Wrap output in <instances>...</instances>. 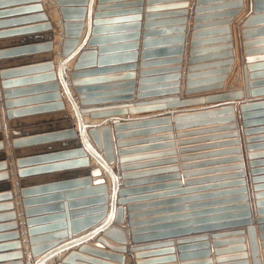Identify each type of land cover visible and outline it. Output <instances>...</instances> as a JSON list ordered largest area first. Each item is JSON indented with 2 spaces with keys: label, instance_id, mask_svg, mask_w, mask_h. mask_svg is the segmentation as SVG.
Instances as JSON below:
<instances>
[{
  "label": "crops",
  "instance_id": "obj_1",
  "mask_svg": "<svg viewBox=\"0 0 264 264\" xmlns=\"http://www.w3.org/2000/svg\"><path fill=\"white\" fill-rule=\"evenodd\" d=\"M62 3H74L79 4L83 0H62ZM87 1V0H86ZM148 1H153L148 3ZM229 1V0H228ZM242 10L232 16L230 21V34L233 47V62L230 65L225 64H212L210 62H221L228 58L213 57V58H201L198 60L195 67L190 73L193 74L192 80H198L201 78H212L224 74L226 78L221 81L220 87L206 89L211 85L217 83H206L199 87L205 88L190 93H186L185 82L187 80L188 66H189V45L190 34L192 31V16L193 6L195 0H188V19L185 25V37H184V49L180 55L181 60L179 63L173 61H167L168 59L175 58L177 56H152L147 58L145 62H149L145 67L141 68V50L143 40V24L144 16L146 15V8L148 6H159L161 4L171 3L170 0H105L101 3L103 8L98 12H102L101 19H111L115 17L125 16L127 14L138 15L141 18L139 20L140 27L139 37L137 39L131 38L121 40L116 43H130L137 42L138 46L135 50H126L119 52L106 53V56H126L122 60H116L107 64L101 65V68H106L103 71L95 72L90 77H97L98 81H95L91 85L98 86L95 91L97 94H101L99 102L90 103L86 105H80L78 95L74 92L71 86V70L72 65L76 60V57L81 49H86L87 36L89 35V29L91 28V22L94 14L97 12L98 0H88L87 13L84 16V25L81 35L74 49L65 58L61 57V43L63 39L62 29V14L60 12V2L56 0H0V185L8 184V187L0 188V205L11 204L10 208H0V216L6 214H14L10 217H0V225L14 223L16 224L12 228H4L0 230V244H7L9 242H19L20 245L14 251L6 249L0 251L1 254L9 252H21L19 257L16 258H2L0 264H14L22 262V264H28L42 258V262L39 264H58L63 259L68 258V254H81L89 258H96L105 262L119 264V259H115L112 255L122 258L121 264H136L141 260H156L157 258H164L173 256V264H239L244 259L233 256L237 253H216L215 248H225L231 245V243L223 242L219 245H214V240H224L227 238H233L235 236H223L213 237L214 234H220L230 232L239 229H246L245 225L227 226L222 228H210L200 229V226L206 225V222H192L193 220H203L207 217H215L221 214L239 212L236 209H225L231 206H236L243 202L249 203L250 218L252 224L256 228L257 236L259 237L258 230V213L256 207V199L254 194L256 192H264V188L260 191H254L252 175L250 173L249 166V152H261L264 151V123L257 126L244 128L240 117V102L245 100H259L264 99V94L252 95L246 93L245 78L243 72V65L245 58L252 57V61L260 62L264 60V49L259 52L253 53L249 56H244L242 52V39L239 29L241 21L246 14L251 11V0H242ZM141 2L140 4H136ZM222 2H227L222 1ZM150 4V5H149ZM152 7V8H155ZM140 8V11L136 10ZM125 10H131L125 12ZM154 9L152 12H156ZM45 14L47 17L41 18L39 15ZM51 23V29L45 27H39L46 23ZM110 24H118V22H110ZM214 28V27H212ZM205 30V29H202ZM50 34V37L46 36ZM45 36V37H44ZM218 36V35H212ZM50 38V39H49ZM264 37H256L254 39H260ZM218 42V41H217ZM50 43V48L42 47ZM222 44V43H214ZM213 44L202 45L209 46ZM254 47L264 48V42L257 43ZM96 48V47H89ZM135 52V58L131 57ZM131 54V56H130ZM50 55V56H47ZM52 62L54 64L53 69L35 67L43 66ZM205 64V65H204ZM209 64V65H208ZM179 66L180 69L176 72L149 74L148 77H155L168 74H179L178 80L169 81H156L155 83H145V85H139V72L142 70L151 71L160 68ZM228 66L229 71L225 73L217 72ZM132 74V76H131ZM60 77V84H58L57 91L61 94V100L64 104V108L61 110L49 107L53 104V97L50 95L54 92L52 88L48 87L54 81H57V77ZM248 82L254 79L264 78V69H256L255 71H247ZM103 78V79H101ZM106 78V79H104ZM55 79V80H54ZM177 81L178 86L172 87L169 85L172 82ZM124 82H132V88L134 91L131 93L132 98L127 99L126 94L114 93L119 92L122 88H129L120 86ZM214 82V81H212ZM215 86V85H214ZM63 87L67 89L71 99L75 103V110L71 107V104L67 100ZM147 88L143 94L144 96L138 97V88ZM264 87V86H263ZM195 88V87H194ZM251 90V87H247ZM242 91L240 97L218 99L212 101H203L189 104H179L175 106H168L167 102L165 106L158 109H150L143 112H125L118 114H105L102 116L91 117L89 112L82 113L80 108H97L100 111H112L121 108L128 110L129 106H136L137 103L151 102L160 99H169L178 97L180 100L185 98H195L210 94H220L222 92H236ZM127 106V107H122ZM232 106L234 108V116L236 124L235 129H222L218 131H210L214 126L227 125L230 122L226 119H221V116L206 117L193 120H187L183 122H177L174 117L184 114H191L206 110H215L218 108H224ZM119 107V108H117ZM211 108V109H207ZM63 111L68 112V119L63 115H60ZM162 115V116H161ZM222 115L223 116H228ZM77 116H79L77 118ZM159 116L169 120L164 123L156 124H140L138 126H127V128L114 130V120H119L120 124L129 123L134 119H142L147 117ZM67 120L72 123V129L77 131L78 120L82 123V138L81 141H85L87 145L94 149V145L88 134V127L102 124H109L111 127V135L114 140L116 133L125 134L122 139L119 140H138L139 138H152L151 140L158 139L159 136L172 133V139H158L154 141H148L147 143L135 144L128 147H136L142 145H148L149 148L144 151H138L129 155H137L136 160L130 161L126 164H135L136 168L125 172H143V170H158L157 168H170L168 170H162L161 172L151 171L146 175H137L134 180H144L134 182L135 184L127 187L130 189L144 188L137 191L130 192L128 196L123 198L136 199L120 205L123 208L122 211V223H118L115 219L114 212L111 210V182L108 174L101 170L99 178L104 179V182L108 188V211L106 215L97 221L94 225L87 229L77 233L76 235H70V232L64 234V236H53L62 230L66 231V228L57 227V224L65 222L63 219L53 220H41L33 221L27 224V220H33V218H39L43 216H50L56 214L52 209H43L37 211V214L29 215L28 217L25 210H31L33 208H46L53 204L52 200L42 201H30L24 203V200H34L41 196L48 195L49 189L38 192L23 193L24 190L31 188H42L50 186L55 183L66 182L74 179L75 176H79L77 171L81 170L80 167L73 164L59 165L63 162H70L78 156L76 153L80 148L60 147L58 144L61 142H67L71 139H65L62 132L68 130L66 125H62ZM177 126L179 127L178 129ZM206 128V129H205ZM255 128V129H254ZM262 128V129H260ZM170 129V130H166ZM204 130L207 132H201ZM250 130V131H246ZM181 132L183 136L178 137L177 134ZM201 132V133H200ZM230 132H236V135H232ZM192 133V134H191ZM188 134V135H187ZM232 135V136H229ZM157 136V137H155ZM215 137V138H214ZM219 137V138H216ZM213 138V139H212ZM254 139L251 144H257L256 148L252 151H248L247 139ZM208 139V140H203ZM179 140L185 141L184 144L179 145ZM203 140V141H200ZM236 140L237 143L231 142ZM173 142L174 145L160 147L163 144L168 145L165 142ZM195 141V142H191ZM181 142V141H180ZM218 142V143H217ZM230 142V143H228ZM183 143V142H182ZM212 146L211 144H218L221 146L202 148L201 146ZM237 148V152H233ZM180 149L185 150L180 153ZM197 149V150H195ZM95 150V149H94ZM167 150H175V153ZM222 150V151H217ZM229 150V151H227ZM224 151V152H223ZM162 152H169L162 153ZM207 152H222V154L216 155L209 154ZM74 153V154H69ZM145 154V155H139ZM209 154L211 156L207 157ZM124 155V156H129ZM213 155V156H212ZM235 156H239L237 160ZM89 157V156H88ZM145 157L143 159H139ZM185 157L182 161L181 158ZM263 162L260 168H264V155L260 156ZM145 162V163H141ZM199 162V163H195ZM140 164L149 165L146 167H140ZM183 164H187V168H182ZM238 164L242 167L239 168ZM96 162L89 158L90 170L96 167ZM119 164H113L114 170L118 169ZM176 167V168H174ZM28 170V172L18 173V171ZM32 170V171H29ZM186 172V173H185ZM238 172H242L243 176L238 175ZM118 172L117 177L120 179ZM187 175V176H184ZM97 177V178H98ZM258 177L264 178V172ZM79 178V177H75ZM146 178V179H145ZM94 177H92V180ZM244 179L245 187L247 188V201L232 200L231 198L240 196V193H223L210 196H199L186 198L187 196H196L197 194H203L207 192L229 190L237 188L243 185H228L223 187H214L223 184H231L237 182V180ZM178 182V183H177ZM119 184H122L120 179ZM264 184V180L263 183ZM119 188H123L120 185ZM61 193L68 190L67 187L59 188ZM136 190V189H135ZM185 190V191H182ZM129 199V200H130ZM62 202V201H59ZM135 204L134 217L130 219L127 206ZM86 205L77 206L75 209H84ZM116 206H119L116 203ZM242 211V210H241ZM64 213V210L62 211ZM130 220H134L135 225L131 227ZM174 222H187L176 226L169 231L176 232L178 230H185L177 234H163L157 238L151 237L148 240L134 242L130 233L132 228H150L158 224H173ZM108 224L119 225L126 235L125 251L117 252L110 250L97 242L98 237L104 238L107 242L115 246H122L121 244L106 238L103 235V229ZM261 224V223H260ZM264 224V223H263ZM32 228H45L37 232L36 236L52 235L50 238L42 239L41 243H48L46 247L38 256L34 257L30 253L29 240L32 235L29 233V229ZM160 230V229H158ZM158 230H151L152 233L162 232ZM149 232V231H146ZM145 234H150L146 233ZM246 235V234H244ZM198 236H206V240L196 241L193 238ZM179 240H184L183 243H178ZM166 242H172L171 245H165ZM207 242V246H201V244ZM258 238L260 259L264 264V247L260 244ZM248 246L247 240L245 243ZM153 246V247H152ZM156 246V247H154ZM185 246L183 250H179L178 247ZM137 248L131 250V248ZM165 248H173V252H163L153 254L150 252H158L153 250H162ZM105 251L109 255L99 253ZM208 251L207 254H197L199 252ZM137 252H148L147 255L135 258ZM193 254L188 255L186 258H180L181 254ZM249 264H251L250 252L247 249ZM223 258V259H221ZM220 259V260H218ZM210 260V262H208ZM65 264H95L90 261L74 256L72 259H67ZM152 264H172L171 261H164Z\"/></svg>",
  "mask_w": 264,
  "mask_h": 264
},
{
  "label": "water",
  "instance_id": "obj_2",
  "mask_svg": "<svg viewBox=\"0 0 264 264\" xmlns=\"http://www.w3.org/2000/svg\"><path fill=\"white\" fill-rule=\"evenodd\" d=\"M57 2H60V12L62 14V29H63V39L61 43V57L65 58L69 55V53L74 49L75 45L77 44L79 37L82 32V28L84 25V16L87 13V3L88 0H83L79 4L74 3H62L64 1L62 0H56ZM68 1V0H66ZM105 0H98V6H97V12L93 16V20L91 22V28L89 29V35L87 36V45L86 49H81L78 53L75 62L72 65V70L70 74L71 78V86L73 87L74 92L78 95V100L80 105H86L90 103H96L99 102L101 94H97L95 91L98 89V86L91 85L95 81H98L97 77L93 78H85L90 77L95 74V72L103 71L106 68H101V65L107 64L112 61L116 60H122L126 56H122V54H118V56H106V53L110 52H119V51H126V50H135L138 46L137 42H128V43H116L121 40L126 39H137L139 37V27H140V14L138 15H131L127 14L125 16L115 17L111 19H101L100 16L104 15L100 11L103 6L101 3ZM225 0H195L194 6H193V12L191 13L192 16V31L190 34V47L188 51V74H187V80L185 82V92L190 93L198 90H203L205 88L199 87L200 85H205L206 83H217L214 85H211L210 87L206 89H211L215 87L221 86V81H223L226 76L224 74L220 76H215L212 78H201L198 80H192L193 74L190 73L197 65L196 63L198 60H201V58H213V57H222L226 58L222 60L221 62H210L212 64H225L230 65L233 62L232 56H233V47L231 42V34H230V21L233 19L232 16L238 14L242 8L243 1L242 0H226L227 2H222ZM153 1H148V3ZM171 3L168 4H161L159 6H148L146 8V15L144 16V24H143V40H142V50H141V63L140 67L143 68L149 62H145L147 58L152 56H177L175 58L168 59L167 61H173L179 63L181 60L180 55L183 52L184 49V37H185V25L188 19V0H170ZM141 2H137L136 4H140ZM150 5V4H149ZM155 7V8H152ZM154 9H157L156 12ZM131 10H125V12H129ZM140 11V8L136 10V12ZM41 18H46L47 16L45 14L39 15ZM110 22H118V24H110ZM39 27H45L46 29H51L52 25L51 23H46L44 25H41ZM214 27V28H212ZM205 29V30H202ZM240 33H241V39H242V52L244 56H249L253 53L259 52V50L264 49L262 47H254L257 43L264 42V38L260 39H254L256 37H264V0H251V11L246 14L244 19L241 21L239 25ZM212 35H218V36H212ZM46 36L50 37V34H47ZM45 37V36H44ZM50 39V38H49ZM218 41V42H217ZM214 43H222V44H214ZM207 44H213L209 46H203ZM50 43L42 46L50 48ZM89 47H96V48H89ZM50 56V55H47ZM131 56V54H130ZM133 58H135V52L132 54ZM244 65H243V72H244V78H245V85H246V93H251L252 95H258V94H264V78L260 79H254L252 78V81L248 82L247 77V71H255L256 69H264V60L263 62H256L252 61L253 58L249 56V58L244 59ZM205 65V64H204ZM209 65V64H208ZM54 64L50 62L49 64H45L43 66L35 67V69L40 68H48L53 69ZM180 69V67L177 66H171V67H165L160 68L157 70H151L146 71L142 70L139 72V85H145V83H155L156 81H163V80H169L174 81L178 80L179 74H168V75H161V76H151L148 77L149 74H159V73H170V72H176ZM230 68L226 66L222 70H217V72L225 73L226 71H229ZM58 76V75H57ZM132 76V74H131ZM103 79V78H101ZM106 79V78H104ZM55 80V79H54ZM57 81L52 82L48 85V87L52 88L51 91H54L50 96L53 97V104H50L49 107H53L55 109L61 110L64 108V104L62 102L61 94L57 91L58 84H60V77L58 76ZM214 81V82H212ZM178 82H172L169 85L178 86ZM123 87H129V88H122L121 90H118L119 92L114 93H123L126 94L127 99L132 98V92L134 91V88H132V82H124L122 83ZM248 86L251 87V90H248ZM195 87V88H194ZM147 88H138V97L144 96L143 92H145ZM63 91L65 93V96L69 103L71 104V107L73 110H75L76 114V108L75 103L71 99L67 89L63 87ZM242 95V91H236V92H229L225 93L222 92L220 94H210L206 97L200 96L195 98H185L180 100L178 97L169 98V99H160V100H154L151 102H142L137 103L136 106L132 107L129 106L128 110L125 108L117 109V110H110V111H100V109L97 108H80V112L86 113L89 112L91 117H97L102 116L105 114H118V113H135V112H143L148 111L150 109H158L165 106V103L167 102L168 106H175L179 104H189V103H199L203 101H212V100H218V99H227V98H233V97H240ZM127 107V106H122ZM119 108V107H117ZM211 109V108H207ZM240 117L242 121V125L244 128L248 129L252 126H257L259 124L264 123V99L259 100H245L243 102H240ZM234 108L232 106L224 107V108H218L215 110H206V111H200L195 112L191 114H184L175 116L174 119L177 122H183L187 120H193V119H203L206 117H215V116H221V119H226L230 123L223 126H214L210 129V131H218L222 129H235L236 124L235 116H234ZM223 116L222 115H227ZM60 115H63L66 119H68V112L63 111L60 113ZM162 116V115H161ZM79 116H77L78 118ZM159 116H153V117H147L142 119H134V120H128L132 121L125 124H120L119 120H114V130L119 131V129L127 128V126H138L140 124H156V123H164L167 122L168 118H158ZM62 125H66L68 129L64 132H62L60 135L63 136L65 139H71L67 142H61L58 144L60 147L67 148L69 145H72L71 147H79L80 149L76 152L78 153V156L75 158H72L70 162H63L59 165H67V164H73L74 166L80 167L81 170L77 171L79 178H75L66 182L61 183H55L50 186L42 187V188H31L29 190H24L23 193H31V192H38V191H44L48 190L51 191L46 196H41L39 198H35L34 200H24V203H28L30 201H42V200H52L53 204L46 208H33L31 210H25V213L28 217L29 215L37 214V211L43 210V209H52L53 213L61 211L56 214H51L50 216H43L39 218H33V220H27V224L29 225L30 222L33 221H41V220H53V219H63L66 220L63 222H59L57 224V227L66 228L65 230L60 231L56 235L53 234V236H64L67 231L70 232V235H76L77 233L87 229L88 227L94 225L97 221L102 219L106 212L108 211V188L104 182V179L99 178L101 174V170H103L106 174H108L111 182V202L109 209L111 210L110 216L112 212H114L115 219L118 221V223H122V211L123 208L120 206L124 203H127L129 201H133L136 199H130V198H123L125 196H128L131 194L132 191L141 190L144 188H135L130 189L127 188L137 181H144V180H134L133 178L137 175H146L150 173L151 171L161 172L162 170H168L170 168H157L158 170H143V172H125L132 170L133 168H136L135 164H126L130 161L136 160L137 155H129L131 153H135L138 151H144L147 149H153L149 148L148 145H142V146H136V147H128L123 148L131 145H135L137 143H147L148 141H154L158 139H172L173 134H164L159 136L158 139L151 140L152 138H139L138 140H119L122 139L121 137H124L125 134L116 133L114 142L112 135H111V127L109 124H102L99 126L93 125L88 127V134L90 135V138L93 143L94 149L89 147L85 141H81L80 137L82 138V123L80 120H78V126L77 131L72 129V123L70 120H67ZM179 127L177 126L176 129ZM206 129V128H205ZM255 129V128H254ZM262 129V128H260ZM170 130V129H166ZM264 130V129H263ZM201 132H207L204 130H200ZM247 132L250 130H246ZM200 132V133H201ZM232 135H236V132H230ZM182 133L179 132L177 134L178 137H181ZM192 134V133H191ZM188 135V134H187ZM229 135V136H232ZM157 137V136H155ZM215 138V137H214ZM219 138V137H216ZM213 139V138H212ZM208 140V139H203ZM200 140V141H203ZM254 139H247L248 144L247 148L248 151H252L256 148L257 144H251ZM181 141V142H180ZM231 141V140H230ZM183 142V143H182ZM195 142V141H191ZM231 142L237 143L236 140H232ZM168 143V145L163 144L160 147H166V146H172L174 145L173 142H165ZM179 145L184 144L185 141L179 140ZM218 143V142H217ZM230 143V142H228ZM212 146H209L206 144V146H201L202 148H210V147H217L221 146L218 144H211ZM217 145V146H215ZM233 152H237V148H233ZM197 150V149H195ZM171 152V154L175 153V150H167ZM185 150L180 149V153L184 152ZM222 151V150H217ZM229 151V150H227ZM169 152H162V153H169ZM224 152V151H223ZM209 154L217 153L216 155L222 154V152H207ZM219 153V154H218ZM74 154V153H69ZM209 154L207 157L211 156ZM129 155V156H124ZM139 155H145V154H139ZM264 155V151L261 152H249L248 158L250 160L249 166H250V173L252 175V182L254 184L253 189L254 191H260L261 188H264L263 180L264 178L258 177L259 175H262L264 172V168L261 167V163L263 160L259 159L260 156ZM89 156V157H88ZM213 156V155H212ZM0 157H3V154H0ZM238 159L239 156H235ZM89 158H92L97 166L90 170L89 168ZM145 157L139 158L143 159ZM182 161L185 160V157L181 158ZM118 163V169L114 170L112 165ZM145 163V162H141ZM199 163V162H195ZM140 167H146L149 165L140 164ZM182 168H187V164H183ZM238 167L241 168L242 165L238 164ZM176 168V167H174ZM32 171V170H29ZM122 172L120 174V179L122 180V184H119L120 179L117 177L116 174L118 172ZM28 172V170L18 171V173H24ZM186 173V172H185ZM238 175L243 176L242 172H238ZM187 176V175H184ZM92 177L94 179L92 180ZM98 177V178H97ZM146 179V178H145ZM178 183V182H177ZM123 186V188H119ZM228 185H243L237 188H232L229 190H220V191H213V192H207L203 194H197L196 196H187L186 198H192V197H199V196H210L215 194H223V193H240L242 195L231 198L232 200H242L247 201V188L244 186L245 181L244 179L237 180V182L227 184L224 182L221 185L214 186V187H223ZM1 187H8V184H2ZM61 187H67L68 190H65L64 193L59 192ZM185 191V190H182ZM254 197L256 199V207H257V213H258V230L260 232L259 237L256 233V228L252 224V219L250 218V206L248 202H243L241 204H237L236 206H231L225 209H236L235 211L239 212H233V213H226L221 214L215 217H207L203 220H193L192 222H206V225L200 226V229L206 230L210 228H222L227 226H235V225H245L246 229H239L234 230L230 232L220 233V234H214L213 237H223V236H235L233 238H227L224 240H214V245L222 244L223 242L231 243L228 245V247L225 248H215V252L218 254L220 253H227V252H235L237 254L229 257H237L244 259L243 261L239 262V264H249L248 254L246 253L247 249H249L250 252V259L251 264H262V260L260 259V252H259V244H258V238L260 239V244L262 247H264V192H256L254 194ZM130 199V200H129ZM62 201V202H59ZM116 203L119 206H116ZM80 205H86L84 209H78V210H70L75 209L77 206ZM11 204H2L0 205V208H10ZM75 207V208H73ZM135 208V204L129 205L126 207V209L129 211V217L132 219L135 215L133 209ZM64 210V213L62 212ZM242 210V211H241ZM29 214V215H28ZM14 214H6L2 215L0 217H10L13 218ZM134 220H130L129 224L131 227H134L135 225ZM187 223V222H174L173 224H158L155 226H150V228H132L130 233L132 235V240L134 242L144 241L148 240L151 237L157 238L159 235L163 234H177L181 233L185 230H178L176 232L169 231V229L181 226L180 224ZM261 223V224H260ZM16 224L14 223H8L0 225L1 229H8L14 227ZM45 228H32L29 229V233L32 235V237L29 240L30 244V253L32 256L36 257L38 256L42 251L46 249L47 246H49L48 243H41V240L44 238H50L52 235H46V236H36L33 234H36L40 230ZM160 229V230H158ZM151 230H158L162 232L152 233ZM149 231V232H146ZM150 233V234H145ZM246 234V235H244ZM103 235L106 238L111 239L114 242H117L121 244L122 246H115L107 242L104 238L98 237L97 242L105 246L106 248L117 251V252H123L125 251L124 243L126 242V235L125 231L119 226V225H111L108 224L103 229ZM206 236H198L196 238H193V240L196 241H203L206 240ZM247 240L248 246L245 243ZM184 240H179L178 243H183ZM172 242H166L165 245H171ZM20 245L19 242H9L7 244H0V251H4L6 249H10L9 251H14V249L18 248ZM201 246H207L208 243L204 242L201 244H198ZM153 247V246H152ZM156 247V246H154ZM185 246L178 247L179 250H183ZM137 248H131V250H134ZM99 253L109 255L107 252L99 250ZM158 252H150L153 254L162 253L163 252H173V248H165L162 250H153ZM208 251L199 252L197 254H207ZM21 252H9L5 254L0 255V259L2 258H16L19 257ZM148 252H137L135 254V258H140L145 255H147ZM264 254V250H263ZM80 258H84L87 261H90L95 264H114L110 262H105L103 260H99L96 258H89L87 256H83L81 254H68L67 259H72L74 256H77ZM188 255L193 254H181L180 258H186ZM112 257H115V259H119V264L122 263V258L112 255ZM67 259H63L58 264H65ZM223 259V258H221ZM173 256H168L164 258H157L156 260H141L138 261L136 264H152V263H158V262H164V261H171L173 264ZM220 260V259H218ZM264 261V260H263ZM42 262V258L39 260L29 262L28 264H39ZM210 262V260H208ZM14 264H22V262H16ZM182 264H185L183 262Z\"/></svg>",
  "mask_w": 264,
  "mask_h": 264
}]
</instances>
